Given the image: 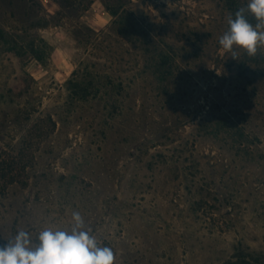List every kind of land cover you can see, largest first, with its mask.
Returning a JSON list of instances; mask_svg holds the SVG:
<instances>
[{"label":"rangeland","instance_id":"1","mask_svg":"<svg viewBox=\"0 0 264 264\" xmlns=\"http://www.w3.org/2000/svg\"><path fill=\"white\" fill-rule=\"evenodd\" d=\"M247 3L0 0V246L78 211L115 264H263L264 48L219 45Z\"/></svg>","mask_w":264,"mask_h":264},{"label":"clouds","instance_id":"2","mask_svg":"<svg viewBox=\"0 0 264 264\" xmlns=\"http://www.w3.org/2000/svg\"><path fill=\"white\" fill-rule=\"evenodd\" d=\"M256 21L251 23L245 13ZM228 29L219 38L221 48L237 59L235 48L254 57L264 48V0H248L234 18L229 17ZM71 232L46 228L39 233V244L30 246L29 234L18 231L14 240L0 246V264H115L110 247L101 246L96 237L84 230L85 221L78 211L72 212Z\"/></svg>","mask_w":264,"mask_h":264},{"label":"trees","instance_id":"3","mask_svg":"<svg viewBox=\"0 0 264 264\" xmlns=\"http://www.w3.org/2000/svg\"><path fill=\"white\" fill-rule=\"evenodd\" d=\"M112 15H115L116 16V14L114 12H112ZM258 262L259 261H258L257 257L256 258L248 257V260H246V259L244 260L243 259V261H241L239 259L234 264H258ZM261 262H263V264H264V257H262V261ZM260 264H262V263H260Z\"/></svg>","mask_w":264,"mask_h":264}]
</instances>
